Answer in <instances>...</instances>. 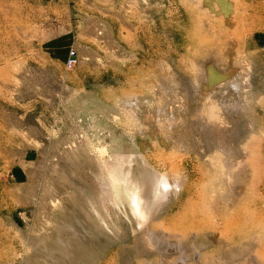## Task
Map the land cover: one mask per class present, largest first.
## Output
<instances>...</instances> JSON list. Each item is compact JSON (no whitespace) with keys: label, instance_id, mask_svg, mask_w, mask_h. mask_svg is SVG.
Returning <instances> with one entry per match:
<instances>
[{"label":"rangeland","instance_id":"rangeland-1","mask_svg":"<svg viewBox=\"0 0 264 264\" xmlns=\"http://www.w3.org/2000/svg\"><path fill=\"white\" fill-rule=\"evenodd\" d=\"M214 1L202 7L197 0H0V264H52L55 258L58 262L55 246L73 240L70 228L79 223L86 232L76 226L80 232L76 244L96 250V258L90 256L86 264H147L144 259L148 264H174L180 259L184 264H202L194 261L189 249L185 260L175 251L189 241L207 240L208 246L200 247L206 263L209 253L217 248L224 251L225 245L213 233L158 238L153 228V242L164 240L174 247L163 254L157 248L149 250L142 243V230L131 231L137 227L126 193L117 195L118 208L109 205L103 211L107 221L118 226L119 236L112 230L97 235L88 224V206L82 203L83 197L99 196L97 162L77 119L84 106L100 103L115 111L109 122L119 136L131 140L139 124L125 109L124 99L132 93L143 100L148 95L153 98L152 111L164 114L173 98L163 89L170 83L191 89L210 67L224 75L237 72L235 78L248 76L249 121L223 112L217 95L203 94L196 107L194 99L188 111L175 119L178 129L182 119L198 122L197 136L187 132L172 144L174 127L156 116V134L149 132L145 147L138 144L139 151L153 157L150 164L158 171L156 159H173L187 184L197 183L195 193L211 196L210 213L219 217L230 208L225 203L229 190L227 185L206 183L216 179L221 153L201 119L225 128V137L234 142L237 152L244 146L249 149L243 160L251 163L238 176L240 191L228 195L232 202L237 200L232 208L262 212L264 243V0ZM205 43L217 46L221 56L204 52ZM70 53L76 59L69 67ZM218 91L221 99L224 91ZM160 140L171 141L174 148L166 149ZM138 167L133 165L135 171ZM178 198L148 226L172 214L176 225H181L183 208H177ZM256 260L238 264H257ZM83 263V259L77 262Z\"/></svg>","mask_w":264,"mask_h":264},{"label":"bare ground","instance_id":"bare-ground-1","mask_svg":"<svg viewBox=\"0 0 264 264\" xmlns=\"http://www.w3.org/2000/svg\"><path fill=\"white\" fill-rule=\"evenodd\" d=\"M197 1L202 7H207L206 5L209 3V0ZM215 3L223 4V0H216ZM222 9H224V7ZM216 47L217 46L215 45L206 44L204 52L207 49L208 52H206H210L213 58L219 57L221 55L218 54ZM231 57L232 56H229L228 58ZM206 72L204 70V72L200 73L196 83L192 86L190 85L191 89L177 88L176 86L178 85L175 83H170L168 85L169 87H165V89L162 88L163 91L165 90V92H168V94L173 98V102H170V114H168L169 111L164 112V114L161 113L163 112L161 111V114L156 115L151 109L152 104L150 102H153V98H149L148 95H143L146 96V99L143 100L144 98H142V96L139 94L137 95L132 93L126 99H124L123 104L125 105V109L130 110L133 120L139 124L138 129L133 132V138L131 140H129L127 137L119 136V134H117V129L109 122L111 118L116 117V112L103 104L93 103L90 105H85L84 110L77 114V119L81 124L84 133L86 134V138L83 137L84 141L89 146L91 153H93L98 169L95 178L98 183L99 196L96 198H92V196H86L83 197L82 200V203H84V205L86 204L89 209V213L87 210V213L89 214V218L87 219L90 220L88 224L89 227L91 226L93 228V231L97 235L104 234V232L112 230V234L118 237V226H112V224L108 222L109 220L107 221V216H104L103 211L104 208H107L109 205L113 206L114 208H118L119 202L117 195L126 193L129 198L128 205L130 208V213L134 220L135 226L138 229L137 230L133 227L131 231L136 233L137 231L142 230V243L149 250H154L157 248L156 251L163 254L168 249L170 250L174 247L172 245L164 244V240L163 242H153L150 237V228L154 229L153 233H155L158 238L163 237L164 234H166L167 237H176L180 236L181 234L188 233L201 235L213 233L214 236H217V242L221 245H225V250L221 251L218 250L219 248H217L214 252L209 253L210 256L209 258L207 257L208 263L203 261V256L205 254L200 251V247L204 248L208 246V243H206L207 240L200 243L197 241H189L185 245L180 243L179 246L175 247L174 249L180 253L181 258H183L184 254L187 252V249H189L192 253V256L194 255L196 258L194 261L201 262L202 264H238L249 260L252 257L253 259L256 257L257 264H264V243L261 242V233L263 230L261 227V225H263V221L261 219L262 212H260V210H252L251 208H232L235 206V201L237 200H233L234 202H232L231 197L228 196L240 191L238 190L237 185L239 180L238 176L245 172L246 167L251 165V163L247 164V159L243 160L245 156L247 157L249 155V149L246 146L240 148V150L237 152L234 148V142L225 137L226 129L222 128L215 122L207 121L204 117L201 119V116L200 119L203 120L202 123L205 126L203 128L204 131L211 135L214 134L213 136H215L218 141H216L218 153H221V157H219L220 171L218 175H216V179H213V182L210 180L209 182L206 181V183L211 186H213V183L215 185L220 183L217 186H220L221 184L227 185L229 190V192L226 194L227 198L225 199V203H227V205L230 207L225 209V212L228 214L225 215L226 213L223 212L222 216L219 217H216L210 213V207H213V200L211 199V196L207 198L198 192L195 193L197 190L196 188L198 187L197 183L193 181L187 184L186 178L180 173V169H178L177 166L172 162L173 159H169V157H163V160L161 158L156 159L157 164H160L161 169L158 171L150 164L151 158L153 157H148L146 154H143L139 151L138 144H140L142 148L145 147V144H147L145 139L147 138L149 132L154 134V127H156V122L159 117L164 118L165 120L168 119V125L170 127H174L173 130H171L172 136L174 138L172 140V144H175L173 141L180 142L181 139L185 137L184 134H187V132L193 136H197L198 133L196 132L200 129V124L198 122H189L182 119L184 124L182 125L180 123L182 127L179 126L181 129H178L175 119L179 118L178 116L180 114L188 111V104H193L194 99L196 102L193 105L196 107L200 103L202 97H204L202 96L203 94H208L212 97L217 95L216 102L219 103L223 112H234L237 115V118L243 117L249 121L251 117L249 114L250 112H248V108L252 102L250 101L251 98L248 97V90L251 86V83L247 79L248 76L246 77L242 74L241 76L235 78V76L238 74L237 72L235 74L228 73L227 71V75H224L218 73L211 67L208 69L209 77ZM230 79H232L231 82H229ZM225 86H228L229 90H227ZM219 89L224 91V94L221 93L223 95L221 99L218 98L217 94L219 93ZM190 91L193 93H190ZM243 93H245L244 96ZM176 95H179V101ZM248 98L249 101H247ZM167 102L169 103V100ZM157 105L158 104L156 103V106ZM170 118L174 120L171 121ZM161 142L162 146H164L166 149L174 148L170 143L171 141H168L167 143L164 141ZM198 147L202 148L201 141H199ZM180 150L183 149L181 148ZM240 160L241 162H239ZM133 165L139 166V169L135 171ZM137 172H139V175H137ZM185 182L186 185L182 190L181 188ZM261 186L264 189V181L261 183ZM178 196L179 198L177 200V208L179 206L181 208V205L183 208V214L181 215L182 217H180L182 221L181 225H176V218H174V215L172 214L170 217L165 215L166 217L163 219L160 218L157 222H152L151 226H148L149 220L153 217H158L160 213L164 212V209L167 207L168 203L172 202L174 200L173 198H177ZM182 196H186L184 201ZM183 217L184 219L186 217L189 221H186L185 219L186 222H183ZM80 222L82 223V221ZM77 225L81 232L83 230V232H86L83 224L82 226L80 223ZM77 225L74 227L70 226V229H72L74 232H72V236L74 237L73 240H70L68 243L60 241L55 246L54 252H56L59 256L58 262L55 258V263L52 264H77V262L81 259L84 260L83 264H86L85 262L90 256L96 258L94 255L96 250L90 245L76 244L77 240L75 237H77L80 233L76 227ZM103 247H105V245H102V248ZM100 248H98V250ZM144 262H147V264L150 263L146 259H144ZM179 262L177 261L174 264H184V261H181V259Z\"/></svg>","mask_w":264,"mask_h":264},{"label":"built area","instance_id":"built-area-1","mask_svg":"<svg viewBox=\"0 0 264 264\" xmlns=\"http://www.w3.org/2000/svg\"><path fill=\"white\" fill-rule=\"evenodd\" d=\"M67 61H68L67 65L69 67L72 65V63H75V54L74 53H70Z\"/></svg>","mask_w":264,"mask_h":264}]
</instances>
